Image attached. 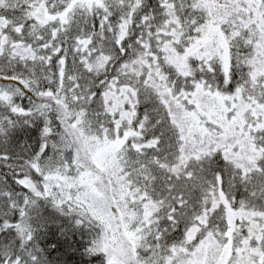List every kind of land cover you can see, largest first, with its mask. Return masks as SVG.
I'll return each instance as SVG.
<instances>
[{
  "label": "snow or ice",
  "instance_id": "snow-or-ice-1",
  "mask_svg": "<svg viewBox=\"0 0 264 264\" xmlns=\"http://www.w3.org/2000/svg\"><path fill=\"white\" fill-rule=\"evenodd\" d=\"M0 264H264V0H0Z\"/></svg>",
  "mask_w": 264,
  "mask_h": 264
}]
</instances>
